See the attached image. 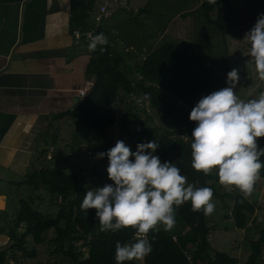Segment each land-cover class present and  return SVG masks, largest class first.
<instances>
[{
  "label": "crops",
  "instance_id": "obj_1",
  "mask_svg": "<svg viewBox=\"0 0 264 264\" xmlns=\"http://www.w3.org/2000/svg\"><path fill=\"white\" fill-rule=\"evenodd\" d=\"M204 1L0 0V250L7 246L4 233L18 202H30V197L34 198L29 196L31 190L26 185L28 175L49 165L45 159L47 154L51 153L52 158L62 153L64 157L67 153L70 156L76 141H80L74 137V128L76 132L81 128L68 112L83 98L78 96V90L84 89L88 94L93 78L85 74L89 43L74 38V32L86 34L94 31V36L103 33L108 39V53L117 69L126 79L138 82L143 59L162 44L184 48L189 57L198 60L202 40L198 37L190 44L193 38L184 17L198 11L202 15L201 3ZM228 1L234 13L241 11L248 19L253 15L252 8H247L249 0ZM101 8L106 15L100 12ZM220 13L219 20H216V12L211 13V17L216 25L223 23L231 32L227 8L222 6ZM96 18L99 19L96 21ZM135 20L143 21L142 28L134 25ZM252 20L240 35L244 42L241 51L243 46L250 47L243 37L255 24ZM143 39L147 41L143 43ZM233 40L230 39L229 45L234 44ZM144 84H148L147 79ZM257 92H264V87ZM120 99L130 103L122 93L118 94L116 102ZM42 118L48 122L44 126L52 127L43 141L36 134V129L43 126ZM227 193L225 198L232 200L231 193ZM206 226L210 245V228L214 230L215 224L206 222ZM18 230L22 232V228ZM234 230L242 236L232 244L234 250L226 254L225 264H244L248 254L244 242L248 239L245 236L247 230L244 227ZM261 257L262 252L257 263Z\"/></svg>",
  "mask_w": 264,
  "mask_h": 264
},
{
  "label": "trees",
  "instance_id": "obj_2",
  "mask_svg": "<svg viewBox=\"0 0 264 264\" xmlns=\"http://www.w3.org/2000/svg\"><path fill=\"white\" fill-rule=\"evenodd\" d=\"M222 6L227 8L229 15L234 13L228 0H216L215 4L208 3V0L201 3V13L206 24L213 23L210 18L213 12L217 13L216 20L221 18ZM249 7L252 8L256 22L258 15L264 13V0H249ZM104 48L106 50L103 52L99 46L95 51H90L85 74L93 78L92 88L68 115L101 137L116 123L115 102L119 93L131 103L136 99L145 103L156 115L169 122L167 128L162 130L139 124L117 140L125 141L134 152L137 143L154 139L159 143L154 154L162 162L177 160L187 183L196 187H209L213 195H217L215 182L218 179L215 170L210 175H204L191 166V134L196 125L189 120L190 112L177 103L184 95H194L197 90L207 91L209 87V83L199 79L192 69L195 58L189 57L184 48L162 44L143 59L139 66L140 79L133 82L117 69L107 46L104 45ZM145 79L152 83L145 85ZM156 86L165 93L164 97L156 93ZM258 145L264 148V138H258ZM260 160L264 163V156ZM263 177L264 168L260 171V179L254 184L253 191L259 190ZM99 180H104L105 184L111 183L107 173ZM26 185L32 191L45 192L56 211L54 215L44 214L33 208L29 201H19L13 213L12 225H7L4 233L7 246L0 250V264L4 263L8 251H20L26 258L33 259L36 256L35 247L43 243L44 260L41 264H116V243L133 240L134 229L126 228L115 233L101 232L99 221L94 219L95 210L89 209L88 213L81 211L80 205L87 190L77 175L55 167L42 166L28 175ZM230 197V223L233 229H241L247 217L254 213L255 207L240 192ZM205 219L202 210L194 212L190 202L184 203L176 208V223L170 231H164L161 225L159 231L148 233L151 253L141 263L131 261L125 264H190L182 254L184 249H189L192 264H225L227 255L213 250L209 245ZM19 228H22V232H19ZM49 232H52V236L45 240L44 236ZM172 235L176 236V242L171 240ZM244 242L248 248L244 264H257L264 249V227L257 230L255 238Z\"/></svg>",
  "mask_w": 264,
  "mask_h": 264
},
{
  "label": "clouds",
  "instance_id": "obj_3",
  "mask_svg": "<svg viewBox=\"0 0 264 264\" xmlns=\"http://www.w3.org/2000/svg\"><path fill=\"white\" fill-rule=\"evenodd\" d=\"M215 4L216 0H208ZM250 62L255 65L258 79L264 81V13L245 33ZM107 37L100 33L91 38L89 51L106 49ZM239 69L227 73L228 86L203 96L192 108L189 120L195 122L191 134V166L197 172L210 175L215 170L220 185L239 190L249 197L260 179L264 163V148L258 138H264V92L247 102L235 93ZM139 131V129H137ZM159 143L154 139L140 142L133 152L123 140L97 159H108L106 172L111 183L87 190L81 211L95 210L101 232L113 233L126 228L135 230L130 242L115 245L116 264L143 261L152 251L147 239L150 231H170L176 223V208L190 202L192 211L211 215L215 211L213 190L187 183L186 176L175 163L155 155Z\"/></svg>",
  "mask_w": 264,
  "mask_h": 264
},
{
  "label": "rangeland",
  "instance_id": "obj_4",
  "mask_svg": "<svg viewBox=\"0 0 264 264\" xmlns=\"http://www.w3.org/2000/svg\"><path fill=\"white\" fill-rule=\"evenodd\" d=\"M127 11L128 10H124V12ZM199 12L200 11L191 13L190 15L185 16L184 19L190 26V36L193 38L190 40V44L194 43L195 39L198 37L202 40L201 55L199 56L200 59L198 58V60H196L197 62L192 65V69L199 79L209 83V87L207 91L197 90L194 95L188 93L177 101V103L184 107L185 110L191 112L192 108L203 96L228 86L226 84L227 73L233 68L239 69V81L235 88V93L238 98L245 102L248 101L247 98H249V100L258 98L260 94H258L257 90L264 87V81L258 79L255 65L250 62L249 47L243 46V51H241V43L244 45V42L240 40L242 31H245L246 28L249 27V25H246L251 18L253 19L252 21H254V16L252 15L248 19L246 16L244 17L241 11L229 15L231 20L229 28L232 30L230 32L224 27L223 23L216 25V22L214 21L215 19L211 16L210 18L213 20V23L210 25L206 24ZM116 20L118 21L117 23L123 25L120 20L115 19V21ZM130 20L133 21V19ZM142 23V20H135L134 25H138L142 28ZM231 34L234 38H232ZM230 39H234L232 41L234 43L233 45H229ZM235 40L237 41L235 42ZM146 41V39H143V43ZM196 47L197 49H200L198 46ZM122 49L123 48H121V51ZM151 83L152 81L150 80L148 84ZM155 90L160 97H164L165 93L160 88L156 86ZM254 95L256 97H254ZM166 99L170 101L169 98ZM116 104L117 120L111 132L98 137L96 132L87 129L85 126L74 121L77 126L81 128L78 129L77 132L76 128H74V137L79 138L80 141H76L70 156H68L67 153L66 157H64L65 155L62 153L61 155L57 154L58 156L56 158H52L51 153L47 154L45 159L49 164L48 166H57L59 169L60 166L65 165L62 170L67 171L66 173L71 172L69 174L77 175L86 190L96 188L101 186L103 180L100 181L99 179L103 175H106V168L108 166L107 157L105 156L103 159H97V153L106 152L115 145L118 137L123 135V133L131 131L132 128L139 124L152 126L162 130H165L169 124L167 120L156 115L149 106L141 101L134 100L133 103H124L120 99ZM41 123L43 126L40 130L36 129L38 132L36 134L38 137H41V140L43 141L52 127L44 126L48 123L47 119L42 118ZM79 136H81V138ZM42 141L41 144H43ZM64 141H67L68 143L70 142V140L67 139ZM172 162L181 169L182 174V168L179 162L177 160H172ZM215 187L217 195H213L212 197V202L215 204V211L211 215L206 216L207 223L215 224L214 230L210 228V247L218 252L231 254L232 250H234L232 244L241 238L242 235H240L239 231H235L232 224L228 221L227 212L229 210L227 209L231 206L232 200L229 197H225H227V192H230L232 195L235 192H239V190L234 186L229 190L220 185L219 182H215ZM34 192L37 193L35 194ZM38 192H40L39 195ZM29 196H34V198L30 197V204L33 208L39 209L44 214L54 215L56 207L52 204L51 199L45 192L42 190H31ZM245 199L252 202L255 207L254 213L247 217V221L245 222L247 225L245 224L244 226V229L247 230L245 236H247L248 239H252L255 238L257 230L264 227V177L260 181L259 190L253 191L252 194ZM9 218L10 221L8 224L11 226L13 218ZM242 231L243 230H241V232ZM51 234L52 232L47 233L44 236V239L48 240L52 236ZM27 246L30 248V244ZM44 246L45 243L41 246L35 247L36 256L33 259L26 258L20 251H8L3 264H39L44 260L42 254V251L45 248ZM257 264H264V250L262 251V257Z\"/></svg>",
  "mask_w": 264,
  "mask_h": 264
},
{
  "label": "built area",
  "instance_id": "obj_5",
  "mask_svg": "<svg viewBox=\"0 0 264 264\" xmlns=\"http://www.w3.org/2000/svg\"><path fill=\"white\" fill-rule=\"evenodd\" d=\"M100 12H103V14L104 15H106V13H104V9L103 8H101L100 9ZM99 18H96V21L98 20ZM94 34H95V32L94 31H91V32H88V33H86V34H80V33H78V32H74V38H76V39H84L87 43H90V41H91V38L92 37H94ZM77 94H78V96H80V97H84V96H86V93H85V90L83 89H81V90H78L77 91ZM88 153V152H87ZM105 185V181L103 180L102 182H101V187L102 186H104ZM228 216H229V218H228V221L229 222H231L232 221V219H231V216H230V213H228ZM133 239H134V235H133ZM171 240L173 241V242H176V236H174V235H172L171 236ZM189 249L188 250H185L184 249V251L182 252V254L186 257V260L190 263V264H192V261H191V257H190V255H189ZM142 261H137V263H141Z\"/></svg>",
  "mask_w": 264,
  "mask_h": 264
}]
</instances>
